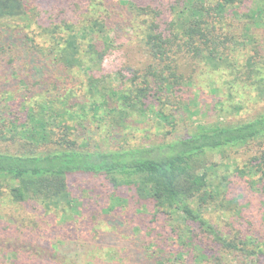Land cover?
I'll return each mask as SVG.
<instances>
[{"label": "trees", "instance_id": "trees-1", "mask_svg": "<svg viewBox=\"0 0 264 264\" xmlns=\"http://www.w3.org/2000/svg\"><path fill=\"white\" fill-rule=\"evenodd\" d=\"M65 2V6L71 7L70 0H60L59 4L64 7ZM29 4L26 0H0V51L14 44L6 39L8 22L26 18ZM140 10L165 11L167 19L163 14L159 16L162 12H156L146 21L143 43L150 60L144 70L133 71L126 89L115 85L101 67L113 49L108 15L95 17L88 11L77 23L63 19L45 33L50 39L47 43L34 45L52 65L87 74V88L93 95L88 103L93 119L113 117L114 124L117 115L120 124L130 113L152 111L167 121L169 116L160 105L170 104L168 99L178 95L185 79L178 72L179 57L201 61L214 69L233 70L237 62L229 58L230 52L238 45L245 48L247 40L253 44V54L246 57L243 66V85L252 84L256 76L264 82V63L262 58H256L259 50L254 32H264V0H165ZM5 16L7 20L3 21ZM232 24L238 32L229 29ZM16 47L20 50L15 55L20 54L21 59L24 47ZM36 60L27 57L26 61L35 69L39 66ZM37 73L38 70L34 74ZM119 79L123 81V75ZM8 92L0 93V179L13 183L6 187L11 201L33 200L48 212L60 207L72 209L78 199L69 192V179L103 176L114 185L132 187L139 197L154 202L149 213L142 211V215L151 214V218L145 225L138 219L136 231L122 234L123 220L109 225L107 234L121 244L120 258L136 264H199L201 260L222 264L227 258L231 263L242 258L244 264H255L264 259V229L262 232L250 220L246 231L232 222L224 230L208 216L214 195L208 189L203 159L207 152L226 147L257 146L259 153L236 172L264 199V109L235 123L200 124L192 133L168 141L105 150L80 142L73 126L66 121L68 115L82 124L86 118L85 104L76 111L66 107L64 96L46 90L36 95L31 89L17 94ZM13 106L17 111L7 113ZM258 172L259 178L254 180L252 177ZM63 215L66 216L65 212ZM131 215L129 212L128 217ZM73 216L65 223L66 228L74 233L85 229L83 217ZM153 223V228L160 226L165 231L163 237L147 242L145 237L142 250L133 249L131 243L135 240L131 238L138 234L135 232L150 236ZM54 242L60 244L62 239L57 237ZM13 264H24V260L21 263L18 258Z\"/></svg>", "mask_w": 264, "mask_h": 264}, {"label": "rangeland", "instance_id": "rangeland-1", "mask_svg": "<svg viewBox=\"0 0 264 264\" xmlns=\"http://www.w3.org/2000/svg\"><path fill=\"white\" fill-rule=\"evenodd\" d=\"M26 1L31 3L28 5L30 9L26 18L19 17L10 21L6 27V39L12 40L14 44L6 51H0V93L9 91L8 93L17 94L31 89L36 95L46 90L64 96L66 107L70 110L78 111L85 104L86 118L82 124L68 115L66 121L73 126L72 131L77 139L87 142V147L109 150L156 144L186 136L200 124L235 123L250 119L264 109V82H261L259 76L253 79L252 84L243 85V66L246 57L253 54V44L247 40L245 48L238 45L235 51L230 52L232 56L229 58L237 62L233 70L225 67L214 69L201 61L179 57L178 72L185 79L181 82L178 95L168 99L170 104L167 103L165 107L160 105L169 116L167 121L152 111L130 113L123 117L124 121L120 124H117V115L114 124L113 117L110 120L108 117L105 120L93 119L88 104L93 95L90 96L87 88V74L82 70H68L52 65L34 45L38 42L47 43L50 39L45 33H49L63 19L77 23L88 11L90 16L108 15V23L113 29V49L101 67L103 74L109 75L115 85L126 89L133 71L144 70L150 60L143 43L146 21H150L152 14L156 15V12H162L159 16L163 14L167 19L165 11H143L140 7L157 5L165 0H104V3L100 0H70L71 7L65 6L67 2L63 3L67 10L59 4L60 0L54 3L51 0ZM2 20H7V16ZM229 29L238 32L235 24L230 25ZM254 32L259 50L256 58H262L264 63V32L263 29ZM16 46L24 47L21 59L18 58L20 54L15 55L20 50ZM27 57L37 59V74H34L35 69L26 61ZM121 75L123 81L119 79ZM16 111L17 108L13 106L7 113ZM110 124L113 126L110 127ZM258 153L257 146H235L207 152L203 157L206 162L208 189L214 195L209 204L208 216L224 230L232 222L246 231L248 222L252 220L263 232L264 199L254 187L249 186L246 178L236 172L238 168L250 164L251 157ZM259 175L260 172L252 178L258 180ZM10 184L13 183L8 179H0V264H13L18 262V258L21 263L24 260V264H136L129 259L120 258L121 244L116 241L115 236L106 232L116 224L115 221L123 220L121 232L127 235L131 233V229L136 231L138 219L145 225L151 218V214L148 217L142 215V211L149 213L154 202L139 197L132 187L114 185L103 176L72 177L69 179V192L72 197H77L76 206L72 209L60 207L48 212L33 200L23 203L11 201L6 188ZM129 212L132 215L128 217ZM76 215L83 217L86 228L74 233L66 228L65 223L71 219L70 216ZM26 219H31V222L27 223ZM153 226L156 224L153 223L150 236H145L142 231L134 233L138 237L131 238L135 240V243H131L134 244L133 249L142 250L145 237L146 242L163 237L165 231L160 226ZM57 237L62 239V243L54 242ZM29 258L32 259L30 262ZM263 263L264 259H261L255 264ZM199 264L210 263L201 260ZM211 264L218 263L213 260ZM222 264H244V260L239 258L237 262L231 263L227 258Z\"/></svg>", "mask_w": 264, "mask_h": 264}]
</instances>
